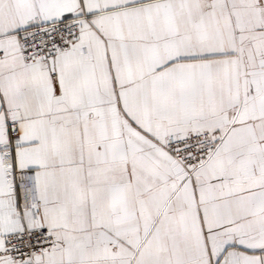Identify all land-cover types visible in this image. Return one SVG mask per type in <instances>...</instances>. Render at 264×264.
<instances>
[{"label":"snow or ice","instance_id":"1","mask_svg":"<svg viewBox=\"0 0 264 264\" xmlns=\"http://www.w3.org/2000/svg\"><path fill=\"white\" fill-rule=\"evenodd\" d=\"M0 264H264V0H0Z\"/></svg>","mask_w":264,"mask_h":264}]
</instances>
